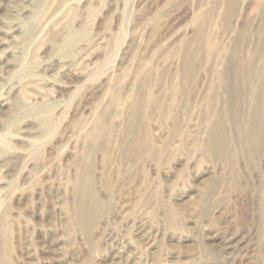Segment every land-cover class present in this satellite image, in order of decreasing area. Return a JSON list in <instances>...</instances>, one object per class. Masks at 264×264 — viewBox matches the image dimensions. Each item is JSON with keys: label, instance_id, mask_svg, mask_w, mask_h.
Returning <instances> with one entry per match:
<instances>
[{"label": "rangeland", "instance_id": "obj_1", "mask_svg": "<svg viewBox=\"0 0 264 264\" xmlns=\"http://www.w3.org/2000/svg\"><path fill=\"white\" fill-rule=\"evenodd\" d=\"M0 264H264V0H0Z\"/></svg>", "mask_w": 264, "mask_h": 264}]
</instances>
